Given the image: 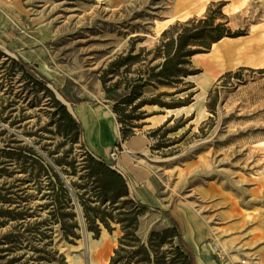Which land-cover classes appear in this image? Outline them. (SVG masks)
I'll use <instances>...</instances> for the list:
<instances>
[{
    "label": "rangeland",
    "instance_id": "obj_1",
    "mask_svg": "<svg viewBox=\"0 0 264 264\" xmlns=\"http://www.w3.org/2000/svg\"><path fill=\"white\" fill-rule=\"evenodd\" d=\"M193 1L0 0V264H98L108 246H117L118 225L112 224V233L101 226V240L88 230L86 236L80 223L83 211L73 184L83 182L85 171L70 164L92 154L89 126H102L97 115L82 117L77 111L82 106L105 109L122 137L141 133L150 140L143 163L155 182L150 209L139 218L143 241L176 221L191 247L200 245L201 257L229 263L235 242L260 240L253 236L264 229V67L227 70L203 93L207 62L196 58L197 74L178 87L145 86L127 95L134 80L148 78L164 61L152 58L162 33L204 15L211 3L223 5L232 32L246 34L241 40L264 32V0H207L201 10L176 12L179 3ZM262 56L253 55L252 61ZM184 83L195 87L175 94ZM118 95L124 100L116 103ZM57 101L81 125L77 143L71 142ZM189 106L195 107L191 115H171L151 127L149 119ZM44 165L59 173L75 205L80 228L72 242L50 213ZM27 208L30 216L22 219Z\"/></svg>",
    "mask_w": 264,
    "mask_h": 264
},
{
    "label": "trees",
    "instance_id": "obj_2",
    "mask_svg": "<svg viewBox=\"0 0 264 264\" xmlns=\"http://www.w3.org/2000/svg\"><path fill=\"white\" fill-rule=\"evenodd\" d=\"M222 6L220 3H211L204 15L177 22L166 29L161 35L159 44L153 50L152 57H163L164 61L150 69L148 78L134 80L128 86L127 95H136L139 89L145 86L178 87L185 79L197 74L192 62L196 55L209 53L214 44L225 38L245 36L244 33L232 32L228 26L230 19L222 12ZM158 69L160 71L155 72ZM43 85L46 86L45 83ZM194 87L191 83H184V88L175 94ZM116 89L117 87L114 91H117ZM123 100L124 98L119 96L116 103ZM57 104L59 112L67 122L66 125L69 126L71 142L77 143L83 136L81 125L71 116L66 106L59 101ZM130 136H124L123 139ZM82 148H85L84 144ZM69 152L72 153V146ZM57 153L58 150H55L54 154ZM56 164L62 166L63 161L58 158ZM70 165L74 171L77 166L85 171L80 176L83 182L80 184L76 182L73 187L79 190L75 193V197L82 208L87 230L93 234V237L99 238L102 233L101 226L109 233L116 230L112 224L119 226L121 235L110 264H196L195 251L185 241L182 229L176 221H172L171 227L161 232H152L147 241L139 237V218L150 208L130 198L128 180L114 169L111 163L101 157L86 154L79 164L75 159ZM43 171L50 179L48 189L51 193L47 194L51 198L48 204V207H51L50 213L55 224L61 225L64 238L72 242L71 238L77 237L76 231L80 228L77 213L74 211L75 205L71 204L72 198L59 173L54 168L50 171L45 165ZM89 188L92 189V194L88 192ZM83 190L85 191L81 192ZM93 197L100 199L99 205L95 204L97 200ZM108 201L110 205L104 207V203ZM117 202L119 206L115 207ZM13 211L10 210L8 213L12 214ZM29 211L27 208V211L21 214L22 219L30 216ZM38 226L34 229L39 230Z\"/></svg>",
    "mask_w": 264,
    "mask_h": 264
},
{
    "label": "bare ground",
    "instance_id": "obj_3",
    "mask_svg": "<svg viewBox=\"0 0 264 264\" xmlns=\"http://www.w3.org/2000/svg\"><path fill=\"white\" fill-rule=\"evenodd\" d=\"M206 1L207 0H194L189 6H184L183 3H179L176 7V12L188 11L190 8L193 10L196 8L201 10L203 2ZM189 13L188 11L187 15ZM241 38H225L219 43L214 44L209 54L195 57L201 58L203 61L207 62L208 76L200 85L203 93L207 91L212 80L227 70H231L239 65L264 67V32L260 33L257 38H252L247 41H243ZM256 54L263 55V59L260 62L252 61L253 55ZM77 111L82 117H86L88 114L90 116L97 115L102 122V126L100 125L99 127L89 126L90 139L104 145L106 143V138L111 137L115 140L119 136L114 119L105 109L98 108L96 110H91L89 107L82 106L79 107ZM193 112H195V107L189 106L181 109L167 110L164 116L149 120L152 122L151 127H156L164 122L168 116L174 115L178 117L181 115H191ZM260 146L264 147V141L260 143ZM104 237V239H106V236ZM115 247L116 243L108 246L98 264H109L110 256L113 254V249ZM235 259L239 258L235 257ZM74 264L83 263L81 261H75Z\"/></svg>",
    "mask_w": 264,
    "mask_h": 264
},
{
    "label": "crops",
    "instance_id": "obj_4",
    "mask_svg": "<svg viewBox=\"0 0 264 264\" xmlns=\"http://www.w3.org/2000/svg\"><path fill=\"white\" fill-rule=\"evenodd\" d=\"M199 55H206V54H199ZM199 55H196L195 57ZM195 57L193 59H196ZM240 66L242 65H239L237 67ZM91 142H93L94 147L93 148L88 147V149L90 153L96 156H106L102 153V151L105 150L106 148L111 149L113 146L117 144L121 147V153L118 156L115 165L119 169V171L123 174V176L128 180V183L130 184L132 183V190H134L133 194L136 201L141 204L150 205L149 201L151 197L154 196L153 183L155 182V180L153 178V172L143 163L144 160L149 159L148 155L150 153L149 150L151 148L149 138L144 134L137 133L131 135L127 139H123V137L120 136L119 133V136L115 140L106 139V143L104 145H102L100 142H96L95 140H92ZM99 146H102V149ZM263 222H264V218H263ZM247 234L248 233H246V235ZM253 237H257L260 240L254 243L253 242L251 243L249 241H246L244 243L235 242L234 255L232 257L234 261H230L229 263L228 262L226 263L227 264H264V229ZM185 241L188 242L186 239ZM199 246L200 245H198V247L194 246V251L197 256L196 264H226L225 262L215 261L213 259H208L204 256L201 257V255L203 254ZM249 249L251 251H249ZM245 250L246 253L242 255V252ZM240 255H242V257H240ZM235 257H240V259L239 260L235 259Z\"/></svg>",
    "mask_w": 264,
    "mask_h": 264
},
{
    "label": "built area",
    "instance_id": "obj_5",
    "mask_svg": "<svg viewBox=\"0 0 264 264\" xmlns=\"http://www.w3.org/2000/svg\"><path fill=\"white\" fill-rule=\"evenodd\" d=\"M120 153H121V149H120V147L117 146V145H116V146H113V147L109 150L108 154H107L103 159H105V160H107L109 163L113 164V163L116 162V160H117L118 156L120 155ZM113 168L116 169L118 172H120L119 169H118L117 167H113ZM120 173H121V172H120ZM212 251H213L215 254H217V255H221V254H222L221 249H220L217 245H213V246H212Z\"/></svg>",
    "mask_w": 264,
    "mask_h": 264
},
{
    "label": "water",
    "instance_id": "obj_6",
    "mask_svg": "<svg viewBox=\"0 0 264 264\" xmlns=\"http://www.w3.org/2000/svg\"><path fill=\"white\" fill-rule=\"evenodd\" d=\"M63 103H64V102H63ZM64 104H65V103H64ZM69 111H70V110H69ZM80 223H81V225H82L83 233H84L86 236H88V231H87V228L85 227V220H84V218H83V216H82V212H81V214H80ZM103 235H104V234L101 233V236H100V239H101V240H102V238H103ZM101 240H100V242H101ZM63 248L66 249L67 251L71 249V247L69 246V244H64Z\"/></svg>",
    "mask_w": 264,
    "mask_h": 264
}]
</instances>
